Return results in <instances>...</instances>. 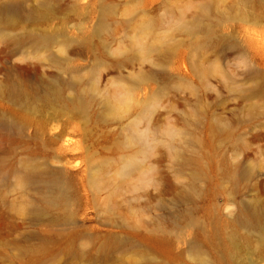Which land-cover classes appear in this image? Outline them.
Instances as JSON below:
<instances>
[{"label":"rangeland","instance_id":"obj_1","mask_svg":"<svg viewBox=\"0 0 264 264\" xmlns=\"http://www.w3.org/2000/svg\"><path fill=\"white\" fill-rule=\"evenodd\" d=\"M4 3L19 14L0 23V264H264V242L234 223L264 205V92L251 91L264 0ZM195 15L213 30L197 50L177 29ZM48 83L58 92L44 97ZM128 158L138 167L121 177ZM28 163L62 171L57 207L27 185Z\"/></svg>","mask_w":264,"mask_h":264},{"label":"bare ground","instance_id":"obj_2","mask_svg":"<svg viewBox=\"0 0 264 264\" xmlns=\"http://www.w3.org/2000/svg\"><path fill=\"white\" fill-rule=\"evenodd\" d=\"M16 5L12 3H4L0 5V23L4 21L6 22V24L12 25L15 22V19L19 14L17 11L18 6ZM35 12L36 9H31L28 13H26V17H28V19H32L35 15ZM26 17L24 16V18ZM221 21H226V19L222 18ZM150 29L151 27L149 25L144 26L145 31H149ZM177 29L193 39V46L196 50L202 46L208 45L209 42H211L209 45L212 44L213 30L211 24L202 22L197 15L193 17L191 22L179 24L177 26ZM1 31L2 30L0 27V32ZM28 39H31L32 45L39 48H46L49 44L56 43V39L52 34L38 33L35 31H29ZM220 41H216V44H218ZM57 44L61 46L60 42H57ZM140 50H149V47L148 45L140 44ZM7 90L9 94H16L15 96L21 95L20 93H22V90L16 85L8 86ZM42 90L44 91V97H47L51 93L56 94L58 92L57 87L52 83L45 84ZM251 91L255 93L264 92V83L258 84ZM70 102L75 106L76 110L83 111L84 105L82 104L81 98L73 97ZM119 104L124 105L125 100H120ZM117 105V102L116 104H111L110 108L114 111ZM61 135L62 132L58 133V136ZM260 137L264 138V134H259L256 136V138ZM137 167L138 164L135 158L124 159L121 163V168L118 175L122 177ZM235 168H237V166H235ZM95 172L96 169L91 167L90 177L93 185L96 184V179L94 177ZM241 172H243V175L248 176L247 170H242ZM61 176L62 171L60 170H53L46 165L38 163H28V165H25L23 168L22 177L26 180L29 187L37 189V191H43L41 201L46 207L51 208L57 207L61 200L63 201L64 199L65 192L62 188L63 183H61L60 181ZM236 176V173H231L229 174L228 178H230L232 181H235ZM32 212L34 214H38V207H34L32 209ZM234 223L236 224L235 227L247 229L249 232L257 235L260 242H264V205L253 202L244 204L240 207L239 213L236 216ZM236 237L237 236L235 235V232L232 231L231 234H229V236L226 238V243L233 247L235 250H237V244H235L237 242ZM192 249L194 257L200 258V255L198 254L196 248L192 247ZM229 253L231 252L225 251V254L227 256L229 255ZM234 255H236V253H234ZM200 261L201 264H203L202 258L200 259Z\"/></svg>","mask_w":264,"mask_h":264}]
</instances>
